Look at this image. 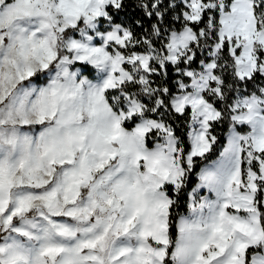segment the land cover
<instances>
[{"label": "snow or ice", "instance_id": "6c2138e0", "mask_svg": "<svg viewBox=\"0 0 264 264\" xmlns=\"http://www.w3.org/2000/svg\"><path fill=\"white\" fill-rule=\"evenodd\" d=\"M128 7L0 0V264H264V0Z\"/></svg>", "mask_w": 264, "mask_h": 264}, {"label": "trees", "instance_id": "16d2710c", "mask_svg": "<svg viewBox=\"0 0 264 264\" xmlns=\"http://www.w3.org/2000/svg\"><path fill=\"white\" fill-rule=\"evenodd\" d=\"M133 4H134V0H128L129 7L127 9L126 14H122L121 15V19H124L125 18V15L127 16V18L129 20H135V19L141 18L142 14L138 10H134ZM144 22H145V26H147L150 23V21H147L146 19H145ZM139 31L140 30L137 29V32H139Z\"/></svg>", "mask_w": 264, "mask_h": 264}]
</instances>
